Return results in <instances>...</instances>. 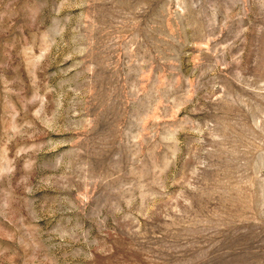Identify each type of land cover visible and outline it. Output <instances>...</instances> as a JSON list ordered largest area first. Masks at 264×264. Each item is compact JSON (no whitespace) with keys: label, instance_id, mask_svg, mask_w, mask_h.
Returning <instances> with one entry per match:
<instances>
[{"label":"rangeland","instance_id":"rangeland-1","mask_svg":"<svg viewBox=\"0 0 264 264\" xmlns=\"http://www.w3.org/2000/svg\"><path fill=\"white\" fill-rule=\"evenodd\" d=\"M0 264H264V0H0Z\"/></svg>","mask_w":264,"mask_h":264}]
</instances>
